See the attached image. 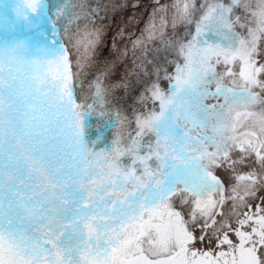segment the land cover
I'll list each match as a JSON object with an SVG mask.
<instances>
[{"label": "snow or ice", "instance_id": "6c2138e0", "mask_svg": "<svg viewBox=\"0 0 264 264\" xmlns=\"http://www.w3.org/2000/svg\"><path fill=\"white\" fill-rule=\"evenodd\" d=\"M97 21L0 0V264H264V0L154 10L132 47L163 42L174 71L133 120L99 113L105 146L86 121L108 92L83 71Z\"/></svg>", "mask_w": 264, "mask_h": 264}, {"label": "rangeland", "instance_id": "374dc122", "mask_svg": "<svg viewBox=\"0 0 264 264\" xmlns=\"http://www.w3.org/2000/svg\"><path fill=\"white\" fill-rule=\"evenodd\" d=\"M153 1L156 2L157 0ZM198 2H200V0H198ZM159 6L160 4L155 5V10L158 9ZM174 32L183 35L184 26L179 25ZM172 33L173 30L170 27L168 30L166 29L165 39H171ZM134 53L135 51L133 54ZM133 54L126 50L122 55L124 60L128 58L126 60L127 62H122V68L124 70L118 78H110L109 82H105L108 88L105 97V106L103 108L95 106V110L86 117L89 137L92 140H96L99 137L101 146L110 144L115 138L118 129L109 123V117L107 115L100 116L99 113L101 111L114 113L118 110L122 116H127L130 120H133L134 114L147 112L152 107V101L147 99L149 95L147 89H149L151 84L156 80L157 68H167L170 72L174 71V67L170 63L163 64L161 62V58L165 55L170 62L175 59L174 55L166 53L164 43L161 41L149 42L146 52L143 51L138 55ZM162 74L161 72V75ZM162 83L166 86L167 81H162ZM113 102L116 103L115 106L110 104ZM89 103H91V101H89ZM108 105H111V108H109Z\"/></svg>", "mask_w": 264, "mask_h": 264}, {"label": "trees", "instance_id": "16d2710c", "mask_svg": "<svg viewBox=\"0 0 264 264\" xmlns=\"http://www.w3.org/2000/svg\"><path fill=\"white\" fill-rule=\"evenodd\" d=\"M173 1L76 0L77 3H86L93 9H97V14L100 17L97 24L103 32L101 42L97 45L95 51L88 55L83 69L88 79L92 80L95 76H100L104 82H109L110 78H118L124 70L122 62H127L128 59L124 60L122 56L126 50L132 54L135 51L133 55L143 52L141 49V51L139 50V47L133 50L131 48L132 42L140 37L142 33H145L155 10L154 6L157 4H160V6L171 5ZM160 6L155 10L156 12H159ZM168 15L171 16L170 11ZM156 23L159 24L158 17ZM110 104L115 106L116 103Z\"/></svg>", "mask_w": 264, "mask_h": 264}]
</instances>
